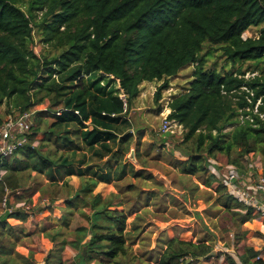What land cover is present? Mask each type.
Here are the masks:
<instances>
[{"label":"trees","instance_id":"1","mask_svg":"<svg viewBox=\"0 0 264 264\" xmlns=\"http://www.w3.org/2000/svg\"><path fill=\"white\" fill-rule=\"evenodd\" d=\"M253 28L258 35L244 38ZM36 35L52 53L35 54ZM207 44L217 47L227 63L239 64L237 71L206 68L201 54ZM189 66H194L191 81L168 105L167 120L183 127V138L173 148L166 140L161 146L183 175L198 176L216 195L215 207L243 227L255 219L253 211L243 212L210 167L224 175L222 166L212 164L223 155L244 173L246 155L264 158V0H0V107L5 104L7 115L16 116L47 106L36 113L28 143L0 159V200L6 199V208L8 196L21 190L22 201L35 173L54 188L52 193L40 189L48 196L47 210L62 203L57 228L42 230L53 243L47 254L15 251L22 234L8 220L24 222L32 213L5 210L0 264H201L221 256V264H264L257 260L264 254L258 247L244 245L238 263L228 253L218 254L211 239L176 236L160 238L157 253L144 259L133 246L141 203L151 195L141 198L133 185L107 196L96 192L99 185L130 175L153 179L127 163L133 143L141 158L145 135L143 129L133 130L128 117L145 82H163L154 95L159 105L169 79ZM3 123L0 114V130ZM71 177L79 178L77 188L64 181ZM134 193L139 206L127 209L123 195ZM131 215L136 216L129 225ZM66 248L74 250L72 258L64 259Z\"/></svg>","mask_w":264,"mask_h":264},{"label":"rangeland","instance_id":"2","mask_svg":"<svg viewBox=\"0 0 264 264\" xmlns=\"http://www.w3.org/2000/svg\"><path fill=\"white\" fill-rule=\"evenodd\" d=\"M259 33L258 28H253L246 33L243 37H256ZM40 35L35 36L34 52L37 55L52 53L48 45L40 41ZM201 56L206 60V68H214L219 72H236L239 64L235 66L227 63L221 57V52L217 47L205 45ZM245 68V66H244ZM194 66H189L182 69L176 77L169 79L170 89L163 93L162 101L159 105L156 104L154 95L159 86L163 82H145L141 87V94L134 104V108L129 114V119L132 122L133 130L143 129L144 137L143 145L139 146V154L141 158L136 157V143L131 146V152L126 157L127 163L132 164L135 170H146L147 174H151L153 179L142 180L136 179L132 175L128 176L121 182L112 184H101L96 189V192L102 193L104 196L110 193H119L120 190L127 191L130 185L137 187V192L141 198L145 199L146 194H150V199L145 203H141L138 215L140 219L138 224L140 230L136 233L138 235L135 245L133 246L134 252L143 256L144 259L150 254L157 253V242L160 238L165 239L169 237H180L184 240H193L196 242L199 239L213 240L216 252L218 254L228 253L238 263V256L242 253L244 245L258 247L264 249V225L263 220L258 216L243 227H238V221L234 220L230 214L215 207L216 195L211 196V190L206 189L201 184L198 176L186 177L176 167V158L167 153L161 140H166L173 148L180 143L183 138V127L177 122H171L169 130L164 129V120L170 114L168 105L174 96L179 95L191 81V74ZM247 74L246 77H251ZM47 106H40L36 109V113L44 110ZM161 108V112L159 109ZM7 106L4 104L0 107V114L3 116L4 122L7 119ZM33 118V123H34ZM46 122L50 124L51 118H47ZM233 130V127L227 128L226 132ZM42 135L37 137L35 146L39 144ZM156 144L153 151L149 150V145ZM134 153L133 155H131ZM218 160V161H217ZM216 166L225 168L228 166L227 159L223 155H218ZM213 164V162H212ZM244 173L249 170H255L258 174H264V158L258 154H249L242 160ZM214 165V164H213ZM215 166V165H214ZM212 168H210L211 172ZM213 174L222 182L223 172L220 170H212ZM4 171H0V178ZM210 175V174H209ZM64 181H69L73 188L78 187L80 180L77 177L66 178ZM64 181L58 184L62 185ZM51 182L45 175H37L32 173L30 180L25 187L26 191L23 194V200L18 199L20 191L12 196H8V208H4L0 200V216L4 215L5 210H27L31 215L24 222L16 219L8 220V223L14 228L20 230L22 238L17 241L15 251L22 255L27 256L30 250L35 251L37 254H47L52 248L53 243L44 237L42 230L44 227L47 229L57 228V220L61 217L62 211L60 207L62 203H58L52 212L47 210L48 196H42L40 189L48 188L52 193L54 188L48 185ZM199 186V191L196 192L195 188ZM125 194L123 197L126 200V208L137 205V194ZM33 205H30L32 203ZM30 203V204H29ZM245 212V211H243ZM37 215V216H35ZM136 215L129 216L128 224L130 225ZM247 231L246 237L242 240L236 239L238 234ZM142 238H146L145 242H141ZM16 242V239H10ZM75 255L74 250L66 248L63 256L64 259L72 258ZM224 261V256L220 259H214L211 263L202 262L201 264H221Z\"/></svg>","mask_w":264,"mask_h":264},{"label":"built area","instance_id":"3","mask_svg":"<svg viewBox=\"0 0 264 264\" xmlns=\"http://www.w3.org/2000/svg\"><path fill=\"white\" fill-rule=\"evenodd\" d=\"M46 110L45 108L43 111ZM34 115L35 110L7 116L0 130V159L10 157L28 143L27 134L33 125ZM170 123L167 118L164 120L163 127L166 131L169 130ZM212 162L214 165L217 164L215 161ZM221 180L228 188L229 194L245 208L244 211L251 209L255 216L264 221V174H258L255 170H249L244 174L236 166L228 165ZM3 206H6V199L3 201ZM257 260L264 261V254H260Z\"/></svg>","mask_w":264,"mask_h":264},{"label":"water","instance_id":"4","mask_svg":"<svg viewBox=\"0 0 264 264\" xmlns=\"http://www.w3.org/2000/svg\"><path fill=\"white\" fill-rule=\"evenodd\" d=\"M134 153H132L131 155H133Z\"/></svg>","mask_w":264,"mask_h":264},{"label":"bare ground","instance_id":"5","mask_svg":"<svg viewBox=\"0 0 264 264\" xmlns=\"http://www.w3.org/2000/svg\"><path fill=\"white\" fill-rule=\"evenodd\" d=\"M113 77V76H112ZM118 80V79H117Z\"/></svg>","mask_w":264,"mask_h":264}]
</instances>
